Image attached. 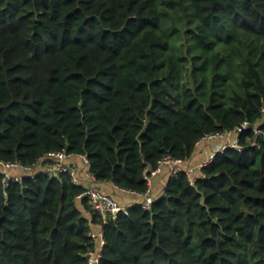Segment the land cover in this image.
Returning <instances> with one entry per match:
<instances>
[{
	"label": "trees",
	"instance_id": "16d2710c",
	"mask_svg": "<svg viewBox=\"0 0 264 264\" xmlns=\"http://www.w3.org/2000/svg\"><path fill=\"white\" fill-rule=\"evenodd\" d=\"M263 109L264 0H0L1 161L65 151L143 194L165 157L250 125L107 222L69 174L0 175V264H86L100 224L102 264H264Z\"/></svg>",
	"mask_w": 264,
	"mask_h": 264
},
{
	"label": "built area",
	"instance_id": "2783aa9c",
	"mask_svg": "<svg viewBox=\"0 0 264 264\" xmlns=\"http://www.w3.org/2000/svg\"><path fill=\"white\" fill-rule=\"evenodd\" d=\"M249 126V123H245L235 133L229 135L225 133H216L205 136L198 143V149L214 142H221L222 145L216 147L213 153L199 165H190L189 161L174 159L171 156L165 157L160 162L157 169H150L145 174V180L148 183L147 191L143 194L133 193L143 198L140 203L136 204H140L145 209L149 210L157 202L158 198L164 194L165 189L159 197H156L154 194V179L164 170H168L169 177L185 172L191 183L194 184L201 174L202 169L207 167L218 154L224 153L228 148L241 149L239 145V135L247 130ZM256 132L258 133L259 131L256 130ZM74 156L80 157L83 160L85 164L83 173H80L78 165L70 162L71 158ZM40 163L48 164L43 172L51 178H58L64 174H69L76 185L85 189L83 197L89 200L92 209L103 218L104 222H107L111 218L116 219L121 213L129 214L128 209L130 206L122 205L98 185L95 176L91 172L90 160L86 156L69 155L65 151L57 152L49 154L42 159ZM35 173H37L36 168L23 165L19 162L0 160V175L3 176V182L6 187L12 182L21 183L25 177H33ZM90 237L94 248H91L87 252L86 264H102L104 249L107 244L103 224H100L97 230L91 232Z\"/></svg>",
	"mask_w": 264,
	"mask_h": 264
},
{
	"label": "crops",
	"instance_id": "0c3cea01",
	"mask_svg": "<svg viewBox=\"0 0 264 264\" xmlns=\"http://www.w3.org/2000/svg\"><path fill=\"white\" fill-rule=\"evenodd\" d=\"M232 139V138H231ZM222 145L221 142H214L208 145H205L203 148L198 149L196 155L189 161L190 165H199L204 160H206L218 146ZM70 162L78 165L80 173L84 172L85 164L80 157L74 156L71 158ZM48 164L40 163L36 167V171H44L47 168ZM169 177L168 170H164L162 173L157 175L154 179V194L156 197H159L162 191L166 188V183ZM107 194L112 196L118 202L124 206H131L136 203H140L143 198L119 189L111 183L98 184Z\"/></svg>",
	"mask_w": 264,
	"mask_h": 264
},
{
	"label": "rangeland",
	"instance_id": "374dc122",
	"mask_svg": "<svg viewBox=\"0 0 264 264\" xmlns=\"http://www.w3.org/2000/svg\"><path fill=\"white\" fill-rule=\"evenodd\" d=\"M227 141V140H226ZM208 145V144H207Z\"/></svg>",
	"mask_w": 264,
	"mask_h": 264
}]
</instances>
